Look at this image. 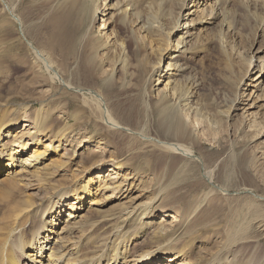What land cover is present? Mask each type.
<instances>
[{"label":"bare ground","instance_id":"6f19581e","mask_svg":"<svg viewBox=\"0 0 264 264\" xmlns=\"http://www.w3.org/2000/svg\"><path fill=\"white\" fill-rule=\"evenodd\" d=\"M1 1L14 17L12 21L22 29L23 21L15 7L6 0ZM57 4L61 11L52 20L54 38L69 52L76 43L81 44L87 38L116 43L120 30L136 41V24L142 34L149 37L147 48L155 56L154 64L146 71L147 81L154 79L155 82L157 78L158 84L150 90L152 103L146 101L141 105V127L133 130L116 121L103 108L99 93L64 82L46 55L33 47L35 59L59 81L65 92L89 93L101 105L100 123L96 124L95 133L108 128L111 131L106 136L120 141L124 130L131 142L125 154L111 155L113 158L109 161L100 149L90 151L89 161L94 162L88 168L82 162L83 170H74L71 174L68 168L76 160L77 150L95 140L94 135H71L75 124L61 123V113L58 115L61 109L50 106L58 102L59 92L43 100L35 113L26 102L17 104L11 99L0 102V264H185L191 250L190 241L198 239L209 227L208 214L201 210L210 193H204L195 205L188 203L185 215L172 214L173 221L168 220L166 212L158 208L157 198L143 199L145 194L140 189L138 173L130 166L140 148H160L190 162L202 161L191 148L194 140L197 141L196 129L191 128L180 113L185 108L195 121L199 115L203 116V106L195 102L200 83L190 74L191 64L213 45H218L220 54L229 62L224 32L235 33L239 27L238 8L244 6L242 9L258 21L259 28H264L263 17L257 13L254 16L247 8V5H264V0H58ZM101 18V28L96 31L94 28ZM154 36L163 39V44H155ZM121 49L125 51L124 44ZM255 59L257 62L264 59V45L246 54V76L239 83V97L236 96L233 103L234 112L240 105L246 118L255 117L264 108V63L254 64ZM119 65L125 68L126 60ZM228 65L233 70L230 62ZM163 84V88L154 89ZM145 95L149 97L147 92ZM61 106L68 107L67 104ZM149 117L156 119L152 121ZM71 118L78 122L74 114ZM207 121L215 130L218 121L212 118ZM150 126H157L173 140L151 136ZM136 144L138 149L134 150ZM212 176L211 172H206V182L229 195L227 189L213 184ZM161 182L157 180L160 190L156 196L168 194ZM137 191L140 194L135 197ZM245 193L257 202H264V197L252 189H245ZM42 194L45 196L40 198ZM109 203L115 205L108 208ZM119 204L123 210L120 209L121 217L109 235L110 240L107 244L97 242L88 255L82 248L87 230L97 219L103 222L105 214L112 213L111 209L115 212ZM254 211L257 214L256 205ZM157 213L163 214L158 226L150 223ZM230 223L224 230L225 238L219 249L195 264H264V249L258 252L260 239L256 234L249 235L247 222ZM257 224L264 229V222L257 221Z\"/></svg>","mask_w":264,"mask_h":264},{"label":"rangeland","instance_id":"374dc122","mask_svg":"<svg viewBox=\"0 0 264 264\" xmlns=\"http://www.w3.org/2000/svg\"><path fill=\"white\" fill-rule=\"evenodd\" d=\"M6 1L15 7L16 14L22 18L23 27L21 29L20 25L12 21L14 17L9 15L5 4L0 0V102L4 103L7 99L15 100L17 104L26 102L35 113L43 100L59 92L60 95L56 99L58 102L50 106L52 108L59 106V110L61 109V112H58V115L61 113V123L75 124L71 135L76 133L82 137L83 134L94 135L95 140L92 144L77 150L76 160L68 168L71 174L74 170H83L82 162L88 168L94 162L89 161L92 157L89 154L96 149H100L108 161L109 158H113L111 155L125 154L131 142L125 131L120 130L122 132L119 136V138L122 136L120 141L106 136L111 131L108 128L95 133L96 124L100 123L101 105L94 101L89 93L65 92L59 81L52 78L43 64L35 59L32 49L39 48L46 55L64 82L99 93L104 102L103 108L107 109L116 121L136 130L141 127L139 123L142 118L141 105L146 101L152 103L153 92L150 90L153 85L158 84L157 78L155 82L154 79H151L150 83L147 81L146 71L150 70L155 61L154 54L147 48L149 37H145L146 35L134 24L136 41L126 37L120 30L116 43L87 38L81 44L76 43L75 48L69 52L60 45L58 39L54 38L52 30V20L56 13L61 11L60 4L56 5L58 0H52L53 3L45 0ZM242 8H238L236 15L239 23L237 32H229L230 34L224 32L227 47L225 51L231 58L229 62L233 70L230 69L229 62H226V57L220 54L218 45L209 47L197 62L191 64L190 74L200 83L195 102L203 106V116L199 115L198 121H195L185 108L181 109L180 113L190 122L188 125L196 129L197 141L194 140V146L191 148L202 161L190 162L179 154L160 148H140L130 166L138 173L140 189L145 194L143 199L157 198V206L162 212H166L165 218L168 220L173 221L172 214L185 215L189 205H195L199 202V197L204 193H210L201 210L208 214L209 227L202 231L198 239L190 241L191 250L185 264L200 263L211 257L225 238L224 230L231 224L230 222L236 220H241L245 224L247 222L246 225L250 227L249 235L256 234L255 236L260 239L261 246L258 252L264 249V229L261 228L262 231L257 224V221L264 222V202H257L250 194H244L245 189H252L264 197V136H262L264 108L255 117L246 118L243 107L237 105V111L234 112L233 105L236 96L239 97V83L246 76V54L264 45V28H259L258 21ZM247 8L253 15L254 13L261 15L264 21V5H247ZM101 24L102 18L94 29L99 31ZM153 40L157 45L163 44L161 38L154 36ZM28 42H32L31 45ZM121 44H124L125 51L121 49ZM66 46L69 47L68 44ZM123 59L127 64L125 68L119 65ZM260 61L264 63V59L258 62L255 59L254 64H259ZM164 85L154 86V89L163 88ZM54 90L56 91L52 92ZM64 104L68 105L66 109L61 106ZM72 114L78 118V122L69 119ZM207 118L218 121L215 130L211 129ZM150 119L154 121L156 118ZM149 131L151 136L158 139L173 140L165 136L157 126H150ZM133 149H138V144L133 146ZM70 150L72 154V149ZM206 172L213 174L214 185L227 189L230 194L225 195L218 187L206 182L204 178ZM62 174L69 175L68 172ZM157 180H162L163 188L168 190V194L156 196L160 190ZM139 191L135 197L140 194ZM44 196L42 194L39 197ZM111 204L115 205L109 203L106 206L109 208ZM254 205L257 207V214ZM121 207L123 208L119 204L114 209L115 212L111 209L112 213L105 214L103 222H98L100 219H97V223L90 226L87 230V239L82 246L84 252L90 255L93 246L98 245L97 242L107 244L111 238L109 235L121 217L123 210ZM162 216V213H157L150 223L158 226ZM107 218L111 219L110 223Z\"/></svg>","mask_w":264,"mask_h":264}]
</instances>
